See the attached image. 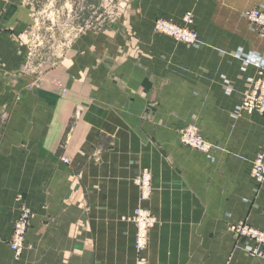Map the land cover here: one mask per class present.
<instances>
[{"label":"crops","instance_id":"0c3cea01","mask_svg":"<svg viewBox=\"0 0 264 264\" xmlns=\"http://www.w3.org/2000/svg\"><path fill=\"white\" fill-rule=\"evenodd\" d=\"M8 1L0 0V264H134V226L124 219L139 205L133 179L143 169L158 220L150 264H264L230 231L243 222L264 230V182L250 176L264 152V115L238 113L264 65V40L245 15L264 11V0H125L105 29L78 35L42 69H26L18 42L1 38ZM186 12L196 45L153 32L156 19L181 24ZM189 124L213 145L209 157L180 144ZM22 206L32 219L15 259L8 242Z\"/></svg>","mask_w":264,"mask_h":264},{"label":"rangeland","instance_id":"374dc122","mask_svg":"<svg viewBox=\"0 0 264 264\" xmlns=\"http://www.w3.org/2000/svg\"><path fill=\"white\" fill-rule=\"evenodd\" d=\"M10 2L15 3V5L13 4L11 9L7 13L8 25H7V29L4 32H1V34H4L3 36H1V38L6 39L7 41L13 40V41L18 42V45L20 46L19 48L20 53L23 54V56L31 59L28 61L29 63L26 65V69L30 68V65L33 68L42 69V68H47L48 66L57 62L62 51L66 47H68L69 44L78 35L88 30L96 31L100 29H105L112 22V20L116 17V15L121 11V8L123 4L125 3V0H18L16 2L9 0L8 7H10L9 6ZM18 8H23V10H22V14L16 16L18 18H17V21H15L13 19L14 17L13 14L15 13V10ZM190 13L192 15V21H193L191 28L193 29L194 16L192 12ZM182 18H181V24H182ZM159 19H164V18H159ZM246 20L248 21L247 17H246ZM167 21H170V20H167ZM13 22L18 23L19 26H15ZM154 22H153V25H154ZM248 23L255 29V27L249 21ZM181 24H177V25H181ZM255 31L257 33L256 29ZM159 35H163V34H159ZM257 35L260 37L258 33ZM166 37L170 38L173 42L177 44L184 45L182 43L175 41V39L170 36H166ZM260 38L264 40V38L262 37ZM198 42H199V36H198V41L193 45H196ZM193 45H184V46H193ZM262 66L264 65L256 66L255 75L257 71L259 70V68ZM251 86L252 85L250 84L248 90L242 95L241 103L243 101L245 94L249 93L248 91L251 89ZM243 115H239V116L242 117ZM258 116H263V115H258ZM190 126L195 127L199 135L201 136V138L207 143H209L207 140H205L202 137L196 125L189 124L178 130V137H179V142L181 145L182 143L180 141V131ZM209 144L211 145L212 150H213V145L211 143ZM186 148H189V147H186ZM191 150H194V149H191ZM194 151L206 156V154H203L199 151H196V150ZM259 154H264V152L259 153ZM255 158L253 159V161L255 160ZM252 163L250 167V176H251ZM143 170H147V169H143ZM141 171H139L138 174ZM147 171L151 175V172L149 170ZM136 176L133 179V183L138 190V187L136 186L134 182ZM262 183L259 184L255 182L256 185H261ZM150 188H151L150 196L144 202L140 200V193L138 190L139 205L135 208V210L137 208L145 210L155 220V223L148 230V233H147L148 236H147V241H146V246H145L146 249L143 252V256L146 259V264H150L149 259H148V254H147L148 245H149V234H150V231L154 227H156L158 223L156 216L146 206V204L150 201L152 192H153L152 175H151V187ZM134 211L129 217H126L124 220L130 222L134 226V240H133L134 264H137V253L135 249L136 225L132 221ZM239 225H243L244 227H247V229L257 231V232H264V230L256 229L244 222L232 225L230 227V231L234 234L235 238L237 240L241 239V240H245L246 242L252 243L253 246L250 248V250H253L257 246L256 243H254L253 241H249L248 239L242 236H238L235 231L234 232L232 231L231 229L232 227L239 226ZM25 241H26V237H25ZM25 241H24L23 250L25 248ZM8 247H9V244H8ZM250 250H248L249 255L264 258V249H262V256L253 255L250 253L251 252ZM20 257L15 258L13 255V258L15 259H19Z\"/></svg>","mask_w":264,"mask_h":264},{"label":"built area","instance_id":"2783aa9c","mask_svg":"<svg viewBox=\"0 0 264 264\" xmlns=\"http://www.w3.org/2000/svg\"><path fill=\"white\" fill-rule=\"evenodd\" d=\"M248 21L255 27L260 37L264 38V11L253 9L246 13ZM193 21L190 12H187L182 18V24L177 25L165 19H158L154 22L153 31L157 34L170 36L175 41L184 45H193L198 41V35L191 28ZM251 89L245 94L243 101L238 109L239 115H264V66L260 67L256 75L251 80ZM180 141L183 146L189 147L201 153L210 155L212 147L204 141L199 135L197 129L193 126L180 131ZM67 160V159H65ZM68 160L66 161V163ZM251 177L256 183L264 181V154H259L252 163ZM135 184L140 193V200L146 201L151 191V175L147 170H142L135 178ZM32 219L31 211L22 206L13 222L9 248L15 258L22 255L26 233L30 227ZM132 221L136 225L135 249L137 253V264H146L143 256L145 250L147 233L149 228L155 223V220L145 211L137 208L134 211ZM238 236H242L249 241L256 243V248L250 250L251 254L262 256L264 249V232H257L247 229L243 225L231 228Z\"/></svg>","mask_w":264,"mask_h":264},{"label":"bare ground","instance_id":"6f19581e","mask_svg":"<svg viewBox=\"0 0 264 264\" xmlns=\"http://www.w3.org/2000/svg\"><path fill=\"white\" fill-rule=\"evenodd\" d=\"M243 114L246 115V116H251V115H247V114H245V113H241V115H243ZM244 115H243V116H244ZM203 154H204V153H203ZM206 156H207V154H206ZM207 157H208V156H207ZM65 159H66V158L62 159V162L65 163V164H67V163L69 162V160L67 159L68 162L66 163L67 160H65ZM12 225H13V224H12ZM239 226H240V225H239ZM11 230H12V229H11ZM147 236H148V235H147ZM10 237H11V236H10ZM9 239H10V238H9ZM145 249H146V248H145Z\"/></svg>","mask_w":264,"mask_h":264}]
</instances>
